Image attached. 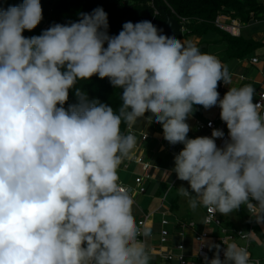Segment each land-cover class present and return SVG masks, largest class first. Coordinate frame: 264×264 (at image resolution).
<instances>
[{
	"label": "clouds",
	"instance_id": "9594fccd",
	"mask_svg": "<svg viewBox=\"0 0 264 264\" xmlns=\"http://www.w3.org/2000/svg\"><path fill=\"white\" fill-rule=\"evenodd\" d=\"M42 18L40 0L0 8V264H149L134 201L118 183L137 143L121 123L131 128L145 113L166 141L184 145L171 171L188 182L191 192L179 194L191 209L228 215L245 205L264 223V116L251 85L220 99L218 82L231 83L227 68L150 21L125 22L109 36L108 15L97 7L78 22L22 35ZM93 75L123 89L118 113L80 89L79 102L65 109L69 89ZM194 105L220 107L229 135L223 148L219 129L187 137ZM212 247L205 264H250L236 243H227L224 260Z\"/></svg>",
	"mask_w": 264,
	"mask_h": 264
},
{
	"label": "crops",
	"instance_id": "0c3cea01",
	"mask_svg": "<svg viewBox=\"0 0 264 264\" xmlns=\"http://www.w3.org/2000/svg\"><path fill=\"white\" fill-rule=\"evenodd\" d=\"M240 23L239 35H234L225 30L222 31L229 34V36H240L241 39L252 42L251 49L248 52L246 51L245 54H243V49H237L238 45H235L231 38H225L224 35L217 34L216 32H210L205 36L192 35L180 40L191 41L198 48L205 47L208 54L216 56L222 65L227 68L231 77V83L229 85L225 84L223 88L224 93L230 87L240 88L245 85H251L255 90L253 97L255 102L259 93L264 90V13L261 14L260 18L251 13V17L247 22L240 20ZM254 58H256V61H253ZM220 111L221 109L218 105L209 109L198 105L197 112H192L191 116L186 120V123L190 125L187 137L189 139L203 136L211 137L213 130L199 129L196 124L197 119L203 121L213 120L216 124L215 129L222 130L224 136L228 135L227 125L221 120ZM257 111L259 112L258 109ZM150 115L151 113H145V118L138 119L132 126L135 130L137 143L131 152V154H140L150 163L148 170L145 173L142 165L133 160L123 161L118 169V181L130 186L134 185L136 176L149 175V178L145 181L146 192L131 196L134 201L132 214L135 221L140 218H148L147 231L150 235L146 239L147 245L150 247L160 246L161 221L163 217L167 216L170 220L168 227L171 239L168 244L163 246V250L171 248L177 243H183L189 264H192V261L195 264H205L204 257L192 255L194 238L203 230L208 231L212 235V237H209L212 245L218 244L216 243V237L232 235L233 237L229 238L228 241L236 243L238 246L243 241L236 235V232L239 230L246 232L251 230L253 234L250 244L252 257L250 264H264V223H257L255 217L252 219L247 206L242 205L238 210L226 215V218H223L224 215L218 212L223 226L227 229L226 233H223L220 227L205 223V207L204 215L201 216L199 211L189 207V198L179 194L180 187H184L191 192L188 182L179 180L175 172L171 171L175 166V151L180 147H184V145L180 143L172 145L166 141L163 137L162 125L154 121L152 123L147 121L146 118ZM141 133H147V139L142 140L140 138ZM222 139L215 138V142L219 148H223L220 144ZM175 188L176 192L174 195H171L170 193ZM197 213L199 216H194ZM209 228L210 230H208ZM254 236L259 238L258 244L252 242ZM216 251L215 247L211 248L207 256L209 261L216 254ZM148 256L149 264H178L177 259H162L155 252L149 253ZM253 256H255L254 259Z\"/></svg>",
	"mask_w": 264,
	"mask_h": 264
},
{
	"label": "trees",
	"instance_id": "16d2710c",
	"mask_svg": "<svg viewBox=\"0 0 264 264\" xmlns=\"http://www.w3.org/2000/svg\"><path fill=\"white\" fill-rule=\"evenodd\" d=\"M152 0H40L42 7V20L33 30H24L22 35L26 38L39 36L48 27L53 24H69L78 22L81 13H91L95 8L102 7L108 15V35L116 36L122 30L125 22L133 24L141 21H150L156 28V21L165 20V12L173 15L171 9L165 1L181 16L192 20L187 26V32L183 37H176L178 40L192 36H205L210 32L224 35L231 38L237 49H243V54L248 52L252 47V42L241 39V37L229 36L222 29L214 25L219 11L230 13L233 17L247 22L253 13L260 18L264 13V6L260 0H153L158 15H154V9L151 6ZM23 3V0H0V8L7 9L9 6H17ZM164 7V9H162ZM174 16V15H173ZM233 37V38H232ZM235 38V39H234ZM105 47L107 44L105 43ZM200 52L208 53L205 47H199ZM242 54V55H243ZM80 89L86 93L89 101L107 104L113 107L118 113L122 103L121 95L123 89L115 88L110 79L105 77L101 79L98 75H93L88 80L77 81V84L69 89V97L64 107L77 104L78 98L76 90ZM59 106V105H58ZM193 113L197 112L198 105L193 106ZM127 124L121 123V132L126 129ZM217 245L222 247L221 243ZM215 250H217L215 248Z\"/></svg>",
	"mask_w": 264,
	"mask_h": 264
},
{
	"label": "built area",
	"instance_id": "2783aa9c",
	"mask_svg": "<svg viewBox=\"0 0 264 264\" xmlns=\"http://www.w3.org/2000/svg\"><path fill=\"white\" fill-rule=\"evenodd\" d=\"M261 3L264 5V0H260ZM166 5H168V7L171 9V11L173 12V14L176 16V18L178 19V21L181 23L182 25V30L186 31L188 24H190V22L192 20H190L189 18H185L183 16H181L180 14H178L168 3L167 1H165ZM151 5L152 7L155 9V14L158 13V10L156 9L153 0L151 1ZM213 23L215 26H217L218 28L228 31L234 35H239V29L241 26L240 23V19L239 18H235L233 17L230 13L228 12H224V11H219L218 15L216 16L215 20H213ZM47 27V25H46ZM253 61H256V58L253 59ZM225 87V83L221 80L218 82V87H217V91L219 92V98L223 99L225 93L223 92V88ZM256 104V108L259 110L260 114L262 116H264V90L261 91L258 95L257 100L254 102ZM196 124L198 126L199 129H208L210 131H212L213 129L216 128V124L213 120H208V121H203L201 119H197L196 120ZM211 125V126H209ZM124 134H132L135 136V130L133 129V127L129 128L128 125L126 126L125 131L123 132ZM148 134L147 133H141L140 138L142 140L147 139ZM229 140V136L226 135L223 137V139L221 140L220 144L222 147H224L225 145V141ZM183 149V147L178 148V150L175 151V156ZM125 160H133L139 164L142 165V168L144 170V172L146 173V171L148 170L150 163L147 162L143 156H141L140 154H130L129 158L124 159ZM122 164V163H121ZM149 178L148 174H143V175H138L135 178L134 181V185L130 186L128 184H124L118 181V183L125 189L127 190L131 196H134L136 194H144L146 192V185H145V181L146 179ZM252 203H256V202H252ZM247 210L250 214V216H252V219H254L253 217V213L252 211L249 210V208L247 207ZM147 217L145 218H140L136 221L138 228L140 229V233L137 236V239L139 241H141L144 244V247L147 251V254L149 253H153L155 252L156 254H158L162 259H168V260H174L177 259L178 264H189V261L187 259V255L185 253V246L183 243H177L175 246L168 248L166 250H163V246L169 243V240L171 239V233L169 230V224H170V220L167 218V216L163 217L161 224H162V228L160 230V234H159V242H160V246L159 247H150L147 245L146 243V239L147 236L143 235V232L147 231ZM205 223L207 225H214L216 227H220L221 231L223 233H226L227 229L223 226V222L222 219L220 218V216L218 215V212L213 210V209H208L206 208V212H205ZM148 232V231H147ZM252 231H242L239 230L236 232V235L238 237H240L242 239L243 242H241V244L239 245L240 247H244L250 256V259H252L251 257V253H250V244H251V238H252ZM209 237H212V235L206 231L203 230L202 232L198 233L195 238H194V242H193V252L192 255L195 257H205L209 255L210 253V248L209 245H212V241L209 240ZM232 235H222L219 237H216V243H221L222 247L220 248V259L224 260V249L226 248L227 243H230L228 241L229 238H232ZM214 258V255H213ZM258 263V262H257ZM192 264H195L194 261H192Z\"/></svg>",
	"mask_w": 264,
	"mask_h": 264
},
{
	"label": "water",
	"instance_id": "95a60500",
	"mask_svg": "<svg viewBox=\"0 0 264 264\" xmlns=\"http://www.w3.org/2000/svg\"><path fill=\"white\" fill-rule=\"evenodd\" d=\"M164 9V7H162ZM157 29L159 34L165 35L167 37H181V24L179 21L172 17L168 12H165V20L160 22L159 20L156 21Z\"/></svg>",
	"mask_w": 264,
	"mask_h": 264
},
{
	"label": "rangeland",
	"instance_id": "374dc122",
	"mask_svg": "<svg viewBox=\"0 0 264 264\" xmlns=\"http://www.w3.org/2000/svg\"><path fill=\"white\" fill-rule=\"evenodd\" d=\"M175 192H176V188H175L174 191L171 192L170 194H171V195H174ZM195 210L199 211V213L201 214V216L204 215L203 213H204L205 209H204L203 206L198 205V207H197ZM194 216H199V215H198V213H197V214H195ZM223 218H226V215H224ZM208 230H210V228H209ZM252 242H254V243L256 242V243L258 244V242H259V238L256 237V236H254ZM254 253H255V251H254ZM254 258H255V256H253V259H254Z\"/></svg>",
	"mask_w": 264,
	"mask_h": 264
},
{
	"label": "bare ground",
	"instance_id": "6f19581e",
	"mask_svg": "<svg viewBox=\"0 0 264 264\" xmlns=\"http://www.w3.org/2000/svg\"><path fill=\"white\" fill-rule=\"evenodd\" d=\"M237 47V46H236ZM223 52V51H222Z\"/></svg>",
	"mask_w": 264,
	"mask_h": 264
}]
</instances>
